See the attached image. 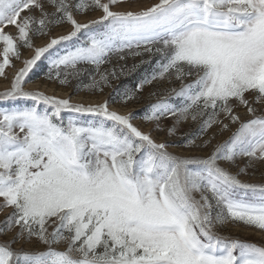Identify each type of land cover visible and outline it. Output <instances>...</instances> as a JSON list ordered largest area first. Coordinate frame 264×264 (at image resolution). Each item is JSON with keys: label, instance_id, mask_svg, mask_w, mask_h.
I'll return each mask as SVG.
<instances>
[{"label": "snow or ice", "instance_id": "snow-or-ice-1", "mask_svg": "<svg viewBox=\"0 0 264 264\" xmlns=\"http://www.w3.org/2000/svg\"><path fill=\"white\" fill-rule=\"evenodd\" d=\"M124 2L0 0V76L15 67L22 47L34 48V37L71 25L67 35L35 47L0 93V101H33L0 108V210H12L0 235L15 232L0 240V264H264V246L216 230L230 222L264 230V185L243 183L222 166L242 157L264 160V115L252 106L264 104V0H159L141 11L113 10ZM95 10L99 18L77 19ZM9 25L15 36L5 31ZM82 36V44L49 55V79L55 69V78L67 84L82 74L78 65H93L99 80L86 87L103 92L110 77L117 78L115 68L100 72L113 55L159 54V72L136 91L174 76L181 88L172 91L185 103L151 105L144 119L156 121V130L164 131L167 116L176 118L169 136L189 119L201 121L205 134L214 125L240 127L207 157L180 156L107 100L84 105L25 91L26 77L46 53ZM189 77L192 82L183 83ZM134 98L135 92L123 95L125 102ZM240 106L251 119L235 114ZM63 112L75 115L65 119ZM86 115L92 119L81 118ZM34 238L45 251L13 247ZM61 243L63 250L53 247Z\"/></svg>", "mask_w": 264, "mask_h": 264}, {"label": "rangeland", "instance_id": "rangeland-1", "mask_svg": "<svg viewBox=\"0 0 264 264\" xmlns=\"http://www.w3.org/2000/svg\"><path fill=\"white\" fill-rule=\"evenodd\" d=\"M107 2V0H104ZM159 0H125L124 3L113 8L114 11H141L153 4L158 3ZM38 15V13H36ZM102 15L100 10L89 11L85 14L77 15V19L80 22H87L92 19H97ZM5 31L13 34H17V30L14 26L9 25L5 28ZM71 31V25L65 23L63 25L55 27L50 36H37L33 38L34 48L22 47L21 59L16 60L13 58V64L15 67H9L5 70L6 75L0 76V93H3L11 87V83L17 70L24 66V60L32 58L35 54V47H43L50 42L51 38H55L61 35H67ZM84 37H80L79 40L62 42L61 45H57L54 49L50 50V53H46L45 57H42L37 66L33 68L29 76L26 77V83L24 84L25 91H40L49 96H55L62 99H70L72 103H79L84 105H95L109 101L111 110L117 111L120 114L132 113L135 116L133 124L139 127L142 131L150 133L157 142H168L171 146L168 151L180 156L200 157L204 158L210 155L215 147L219 144H224L229 141L238 128L239 123L231 124L225 119V123H229L227 130H221L219 125H214L208 129L207 133L200 132L201 121H182L178 125V132L175 136H169L167 129L173 125L176 118L167 116L161 121V127L164 131L156 130V121L145 120L144 117L150 114L151 105L160 101H167L173 106L180 108L184 106V100L177 97V92L181 88V81L175 79V77H165L164 79L152 80L151 83H146L143 88L136 91L137 86L140 85L146 79H151L154 73L159 72V63H163L159 54H150L145 52L141 56H133L126 51L123 53L124 59H120L118 55H113L109 63H105L100 66V72L111 71L113 68L117 70V78L110 77V84L104 86L103 92L89 89L86 87L92 82V78L95 77L99 80V75L94 70L93 65L82 64L78 65L82 69V74L73 78L69 76V83L62 84L59 79L55 78V69L52 70L53 78H48V72L50 68L49 55L63 54L67 50H70L74 45L82 44ZM141 51H143L141 49ZM135 66V67H134ZM124 68L125 71L120 73V69ZM67 72H71V69H65ZM194 77H189L183 83H191ZM135 92V98L132 100L124 101L123 95L125 92ZM251 99V98H250ZM33 101L31 100H18V101H0V108H12V107H30ZM257 109V115H264V104H252ZM40 110L44 109V105H40ZM235 114L241 117V121H247L251 119V115L247 112V109L243 106L235 108ZM62 117L67 119L75 114L69 112H63ZM82 119H92L90 115L81 117ZM221 119H224L221 116ZM198 137V138H197ZM188 138L196 140V145H203L204 141L211 140V144L207 148L203 147H187L186 142ZM222 166L227 168L232 174L237 175L238 178L247 184L264 185V160L251 159L249 157L238 158L235 164L222 162ZM241 169H244L241 172ZM11 208L0 210V227H3L4 221L7 216L11 214ZM217 232L225 237L232 239H239L241 242L252 243L257 246H264V230H261L254 226H248L242 222H230L223 227H218ZM51 231V229H50ZM15 235V232H8L4 235H0V240H8ZM15 248H24L29 252L45 251L46 246L39 242L37 239H33L31 243L21 242L13 245ZM53 247L63 250L66 248V244L61 243L54 245Z\"/></svg>", "mask_w": 264, "mask_h": 264}]
</instances>
